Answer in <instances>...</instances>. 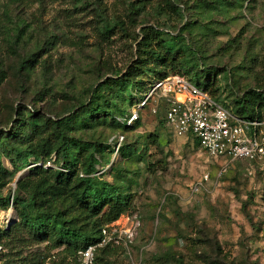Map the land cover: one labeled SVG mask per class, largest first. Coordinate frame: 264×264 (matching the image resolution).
<instances>
[{
  "label": "rangeland",
  "instance_id": "rangeland-1",
  "mask_svg": "<svg viewBox=\"0 0 264 264\" xmlns=\"http://www.w3.org/2000/svg\"><path fill=\"white\" fill-rule=\"evenodd\" d=\"M105 23L116 26L103 38ZM143 26L157 27L164 38L183 33L178 37L198 48L216 99L233 114L240 116L237 100L247 90L264 89V0H0V129L19 124L11 154L17 157L27 148L44 154L48 141L56 144L49 119L87 103L98 82L125 72L138 58ZM154 89L146 103L130 109L141 121L134 129L126 131L96 112L69 133L85 146L82 152L73 149L77 164L83 166L94 153L98 179L118 185L131 200L130 213L114 223L118 242L113 245L119 248L110 259L115 264H264V157L233 160L220 173L225 158L210 157L162 120L176 92L163 84ZM119 105L127 107L120 100ZM30 113L40 116L36 125L25 119ZM119 136L122 144L140 147L137 153L120 157ZM1 162L13 172L0 169L2 196L13 195L26 175L23 196L39 182L58 186L56 203L63 207L84 201L76 178L63 186L48 173L13 171L5 156ZM206 173L209 180L193 192L192 184ZM0 207L1 228L17 220L12 200ZM22 238L2 240L0 264H27L32 257L42 264L72 261L65 245L34 242L28 232Z\"/></svg>",
  "mask_w": 264,
  "mask_h": 264
},
{
  "label": "trees",
  "instance_id": "trees-1",
  "mask_svg": "<svg viewBox=\"0 0 264 264\" xmlns=\"http://www.w3.org/2000/svg\"><path fill=\"white\" fill-rule=\"evenodd\" d=\"M115 26L105 23L100 35L103 38L108 37L114 32ZM141 33L143 37L138 42V51H140L138 58L125 72L120 71L98 82L92 89L87 103L77 106L65 116L49 119L54 128L51 137L53 136L57 143L53 145L48 141L49 149L44 154L27 148L24 151L19 149L17 157H14L10 152L9 144L16 137L19 124L18 127L17 124L13 125L12 130L0 129L2 172L13 173L1 168V158L5 156L11 162L13 171L27 167L28 174L48 173L63 186H67L73 178H76L80 181L85 194L81 205L71 204L63 207L61 203H56L60 195L56 184L43 185L38 182L33 185L26 197L21 192L27 186L29 177L26 175L20 177L13 195L2 196L0 191V205L8 204L9 200H12L17 216L16 221L8 223L3 228L0 227V243L3 239L8 243L18 242L28 232L34 242L48 241L52 248L65 245L63 251L73 257L69 264H81L79 252L89 245L101 243L104 237L103 228L117 221L123 214L130 213L131 200L118 185L98 179L99 160L94 153H89L90 157L83 166L77 164L78 158L73 149L80 147L82 152L85 146L77 138L69 135L73 129H76L73 124L78 123L79 120L89 123L94 113L100 112L104 116H111V122L124 130L134 129L141 121L137 117L129 122L130 109L139 107L156 83L173 75L188 78L211 97L217 98V89H213L214 82L208 77L207 71L201 68L203 64L199 62L198 48L192 47L187 38L178 37L183 36V33L171 34L172 37L164 38L165 33L154 26H143ZM195 77H198V81ZM201 79L205 80L203 84L200 83ZM119 100L125 102L128 108L119 105ZM237 102L240 104L239 117L251 121H264V89L250 88ZM18 114L20 120L21 116L24 118L23 112ZM38 117L40 116L37 113H30L25 119L36 125ZM165 126L167 127L166 124ZM152 135L149 134L147 137ZM190 139L198 145L193 135H190ZM138 149L140 147L121 143L118 151L120 157L126 158L137 153ZM48 161H52L54 165L44 166ZM31 164L36 165L29 167ZM72 212H77L78 215L72 218ZM118 248L110 242L99 245L96 263L115 264L110 256L117 253ZM27 264H42V260L39 257H32Z\"/></svg>",
  "mask_w": 264,
  "mask_h": 264
},
{
  "label": "built area",
  "instance_id": "built-area-1",
  "mask_svg": "<svg viewBox=\"0 0 264 264\" xmlns=\"http://www.w3.org/2000/svg\"><path fill=\"white\" fill-rule=\"evenodd\" d=\"M165 85L176 92L177 98L166 111V122L176 136L193 135L198 146L214 159L225 158L227 162L220 173L225 171L233 160H247L253 162L264 157V121L246 120L233 114L222 103L211 97L203 89L195 85L188 78L173 75L156 83L154 87ZM149 92V93H150ZM148 94L139 106L146 103ZM144 102V103H143ZM136 112L131 113L129 122L137 119ZM124 136L117 137V149L123 142ZM40 164H42L40 162ZM36 165L31 164L29 167ZM54 165L52 161L44 166ZM209 180V174L192 184L191 190L198 191ZM116 222V221H115ZM114 222V223H115ZM112 223L103 228L102 242L89 245L79 252L81 264H97V247L110 242H118L117 228ZM137 224L134 226V229ZM134 231L129 230L128 236L132 239Z\"/></svg>",
  "mask_w": 264,
  "mask_h": 264
}]
</instances>
